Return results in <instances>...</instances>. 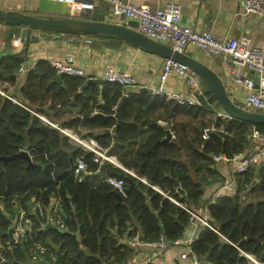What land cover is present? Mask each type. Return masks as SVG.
I'll list each match as a JSON object with an SVG mask.
<instances>
[{
    "label": "trees",
    "instance_id": "trees-1",
    "mask_svg": "<svg viewBox=\"0 0 264 264\" xmlns=\"http://www.w3.org/2000/svg\"><path fill=\"white\" fill-rule=\"evenodd\" d=\"M87 37L89 46L102 39L98 35ZM24 54L26 48L0 60V81L13 83L11 76L24 63ZM84 80L57 73L51 63L39 61L25 74L14 98L51 120L52 106L80 105L81 118L74 117L61 126L105 129L103 134L88 138L136 177L110 163L93 162L91 153L59 131L64 127L53 121L48 122L58 128L47 125L0 95V257L4 260L0 264L54 263L58 255V264H125L140 250L127 243L134 236L143 243L162 239L164 247L170 246L191 222L185 208L195 210L203 186L215 178L213 157L229 159L251 150L253 142L258 143L252 139L253 129L264 135V125L217 117L220 108L214 98L216 113L197 105L176 107L147 93L139 94L137 100L128 93L122 122L117 125L116 108L127 91L105 82L81 91ZM99 95L102 104L98 103ZM47 99L52 105L45 109L41 104ZM178 107L186 117L201 116V120L165 130L157 125L160 116L150 119L161 109L169 125L179 113ZM114 127L115 132L110 133ZM205 127L214 129L207 138L199 132ZM171 131L175 138L164 141ZM21 151L27 152L29 160L3 159ZM79 159L89 172L80 182L74 176ZM108 177L123 181V193L107 182ZM234 184L232 196H222L206 206L212 229L201 227L191 243L200 264H250L246 255L264 264V162L235 175ZM36 203L43 208V216L37 213ZM17 209L28 213L31 225L22 240L10 248L8 232ZM51 218L60 220L64 228L49 224ZM35 244L47 248L55 259L46 253L39 262H32Z\"/></svg>",
    "mask_w": 264,
    "mask_h": 264
},
{
    "label": "crops",
    "instance_id": "crops-1",
    "mask_svg": "<svg viewBox=\"0 0 264 264\" xmlns=\"http://www.w3.org/2000/svg\"><path fill=\"white\" fill-rule=\"evenodd\" d=\"M130 1L136 5H146L151 9H160L167 3H176L181 7L182 25L189 26L196 31L210 32L217 39H238L242 36L249 37L253 45L264 46V18L245 14L242 9L241 0ZM261 1L264 2V0ZM8 11L38 18H75L127 26L124 16L113 13L105 3H97L92 10L80 12L72 11L64 0H0V13ZM22 30L23 27L18 25L0 23V60L19 53L23 48H26L24 64H36L39 61H47L52 65L55 61H63L67 57H72L75 60L74 64L84 70L85 83L89 79L102 80L103 72L106 69L127 71L135 77L137 87L130 90L122 88L125 89L127 93H132V95H134L133 98L137 100L139 94L142 93H147L152 99H157V101L163 98L162 96L151 95L149 93L150 89L157 87L159 84V75L163 64L162 57L143 51L124 40L108 35H98L101 36L102 39L100 41L93 40L95 41H92L93 46H89L88 43L90 42V38L86 35L77 34L78 36H72V34L47 30H30V34L37 35V41L31 42L27 39L20 48H15L12 41L14 37L22 35ZM75 40L81 41L85 45L78 44ZM102 42H107V44L112 45L105 47L103 46L104 44L102 45ZM183 53L196 59L218 75L224 84L225 91L230 100L234 104L242 106L247 90L242 85L236 83L231 73L230 65L222 63L219 57L203 52L191 44L187 46ZM26 73L22 75L15 74L13 75L15 78L11 76L13 83L0 81V91L4 93V95H0L30 111L43 123L49 125L48 121H53V123L57 124L59 127H64V130L68 133L80 138L94 137L104 133L105 129L91 126H79L78 128L75 125L71 127L61 126L70 123L74 117L79 116L81 118L82 109L80 105L69 104L66 106H52L54 119L51 120L46 115L42 116L33 112L19 99L14 98L19 94V90L25 81ZM103 83L96 85L100 86L103 85ZM201 84L204 89V96L197 100V106L208 107L211 112L216 113L217 110L212 103L213 96L209 95V90L202 82ZM91 85L92 84H83L80 90L82 91L84 88L90 87ZM162 89L169 93L187 94L184 82L176 75L168 77L162 85ZM98 103L102 104L100 95L98 97ZM41 105L47 109V107L49 108L52 104L47 99ZM175 106L177 107L178 105L175 104ZM178 110L179 113L171 118V123H169L170 128H173L174 124L186 126L187 124L190 125L201 120V116L193 119L183 115L181 108ZM220 112L221 111L218 110L216 115L221 114ZM158 116H160V120H157V125L166 128V126L161 125V122L169 119L166 118V115H164L161 109H157L155 113L150 116V119H154ZM114 132L115 127L110 129V133ZM62 134L65 135L64 133ZM149 134L150 132L146 133V135ZM253 144L254 147L255 145L257 146L258 143L253 142ZM214 169L215 178L211 183L203 186L200 205L193 210L206 221L208 220L206 206L217 199L216 194L218 192H220L222 196H232L235 193L234 175L231 172L232 164L229 161L216 162ZM224 181H229L230 184L225 187ZM201 227H203V225L197 221L190 222L181 238H179L181 239L180 243H173L170 246L158 250L150 247L139 248L140 250L129 258L125 264H141L146 257H152L151 264H192V257L187 255V250L188 248L191 249V243L196 238ZM183 254L187 256L181 258ZM41 264L58 263L42 261ZM250 264L253 263L250 261Z\"/></svg>",
    "mask_w": 264,
    "mask_h": 264
},
{
    "label": "built area",
    "instance_id": "built-area-1",
    "mask_svg": "<svg viewBox=\"0 0 264 264\" xmlns=\"http://www.w3.org/2000/svg\"><path fill=\"white\" fill-rule=\"evenodd\" d=\"M64 2L70 6L72 11L80 12L92 10L97 3H105L113 13L124 16L127 26L152 41L166 45L174 51L179 52L185 51L187 46L191 44L203 52L219 57L222 63L230 65L231 73L236 83L242 85L247 90L243 99L242 108L247 111L264 113V46L253 45L249 37L242 36L238 39H217L210 32L196 31L189 26L182 25L181 7L176 3H167L160 9H151L146 5H136L130 0H64ZM241 4L245 14L264 18L263 1L241 0ZM12 44L15 48H20L23 40L20 36H16ZM74 62L75 60L72 57H67L63 61L53 62L52 67L57 73L70 77L85 78L84 70L76 66ZM34 66L35 63L21 64L17 70V75H22L30 71ZM172 75H176L182 79L186 86L187 94L169 93L162 89L164 82ZM102 80L105 83L120 85L128 90L137 87L135 77L127 71L106 69L103 72ZM149 93L151 95L162 96L180 107H195L198 102L197 100L204 96V89L200 79L185 65H181L171 59H163L162 69L159 75V84L157 87L150 89ZM0 94L4 95L1 91ZM124 96H128V93L124 94ZM221 115L219 114L218 116L221 117ZM48 124L58 128L49 122ZM161 125L169 126L166 122H161ZM212 130L213 127H205L200 132L207 138L208 133ZM60 131L73 143L79 145L88 153H91L93 155V162L98 164L104 162L110 163L136 177L132 172L125 170L114 157L108 156L106 151L100 148L93 139L80 138L68 133L66 130L60 129ZM170 137L172 139L175 138L173 133H170ZM252 139L257 141L258 144L246 153L235 154L229 159H226L222 155H216L213 157V161L215 163L229 161L232 164L231 172L234 176L243 174L252 166L262 164L264 162V135L259 134L253 129ZM88 173L86 163L82 159H79L74 168L75 178L80 182L83 176ZM139 180L143 181L142 179ZM107 182L119 192L123 193L122 180L108 177ZM229 184V181H224L225 187ZM216 196L220 198L222 194L218 192ZM35 206L37 213L43 216V208L38 203ZM185 210L190 214L191 222L198 221L203 226L212 229L211 225L203 217L189 209L185 208ZM49 224L58 226L60 229L64 228L60 220L53 218L49 220ZM30 225L31 220L28 213L23 209H17L10 228L13 239L12 243L9 242L10 248L15 247L22 240L25 233L29 230ZM180 242L181 239H178L174 243ZM127 243L131 248L135 249L150 247L158 250L164 248V241L162 239L156 242L143 243L138 236H134ZM187 252V255L192 257V264H200L191 249L188 248ZM46 253L49 259H55L53 253L49 252L47 248L35 244L30 256L31 261L39 262ZM187 255L183 254L181 258H185ZM246 257L252 263L258 264L249 256L246 255ZM151 260L152 257H146L141 264H150ZM2 262H4L3 259Z\"/></svg>",
    "mask_w": 264,
    "mask_h": 264
},
{
    "label": "water",
    "instance_id": "water-1",
    "mask_svg": "<svg viewBox=\"0 0 264 264\" xmlns=\"http://www.w3.org/2000/svg\"><path fill=\"white\" fill-rule=\"evenodd\" d=\"M0 23L9 25H18L23 27L22 35L20 36L23 43L29 39L31 42L37 41L38 37L35 34H30V30H47L57 31L67 34H81V35H108L124 40L143 51L162 57L163 59H171L181 65H185L191 72H193L200 81L206 86L214 100L218 104L221 117L228 118L235 121L245 122L251 125H264V113L247 111L242 107L234 104L228 97L224 84L220 77L216 75L207 66L203 65L196 59L184 54L183 52L174 51L172 48L157 43L138 33L131 27L125 25H117L105 22L88 21L75 18H38L31 15L20 14L12 11L0 13ZM12 78L15 76L12 75ZM103 80L89 79L85 85L101 84ZM127 96H124L116 108L115 117L117 125L122 122V108ZM166 129V128H165ZM200 132V131H199ZM170 135L166 133L164 141H169ZM24 158L29 160L26 151H21L18 154L12 155L4 160H14ZM177 185V184H176ZM168 199L164 196V200ZM9 240L12 243L11 230L8 232ZM166 241H164L165 244ZM246 257V256H245ZM248 259V257H246ZM60 257L58 255L56 262L59 263ZM2 259L0 257V263ZM15 264V263H13Z\"/></svg>",
    "mask_w": 264,
    "mask_h": 264
},
{
    "label": "rangeland",
    "instance_id": "rangeland-1",
    "mask_svg": "<svg viewBox=\"0 0 264 264\" xmlns=\"http://www.w3.org/2000/svg\"><path fill=\"white\" fill-rule=\"evenodd\" d=\"M240 107H242V106H240ZM217 117H220V116H218L217 115ZM220 118H224V117H220ZM207 121V120H206ZM162 122H164V121H162ZM214 130V129H213ZM171 133H172V131H171ZM196 220V219H195ZM198 222V221H197ZM199 223V222H198ZM257 263V262H256ZM254 264V263H253ZM259 264V263H258Z\"/></svg>",
    "mask_w": 264,
    "mask_h": 264
}]
</instances>
